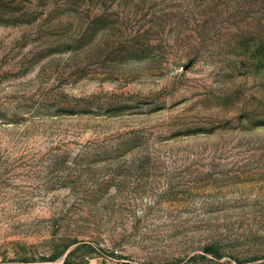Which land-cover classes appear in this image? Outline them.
Returning a JSON list of instances; mask_svg holds the SVG:
<instances>
[{
  "label": "rangeland",
  "instance_id": "374dc122",
  "mask_svg": "<svg viewBox=\"0 0 264 264\" xmlns=\"http://www.w3.org/2000/svg\"><path fill=\"white\" fill-rule=\"evenodd\" d=\"M0 264H264V0H0Z\"/></svg>",
  "mask_w": 264,
  "mask_h": 264
}]
</instances>
